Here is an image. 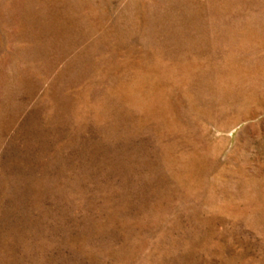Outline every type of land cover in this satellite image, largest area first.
<instances>
[{
  "label": "rangeland",
  "instance_id": "rangeland-1",
  "mask_svg": "<svg viewBox=\"0 0 264 264\" xmlns=\"http://www.w3.org/2000/svg\"><path fill=\"white\" fill-rule=\"evenodd\" d=\"M0 264H264V0H0Z\"/></svg>",
  "mask_w": 264,
  "mask_h": 264
}]
</instances>
